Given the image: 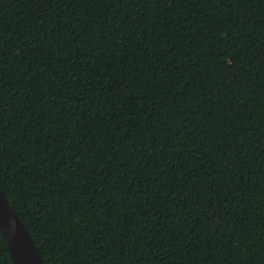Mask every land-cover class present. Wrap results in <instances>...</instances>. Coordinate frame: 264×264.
I'll use <instances>...</instances> for the list:
<instances>
[{
    "label": "trees",
    "instance_id": "1",
    "mask_svg": "<svg viewBox=\"0 0 264 264\" xmlns=\"http://www.w3.org/2000/svg\"><path fill=\"white\" fill-rule=\"evenodd\" d=\"M0 189L44 264H264V0H0Z\"/></svg>",
    "mask_w": 264,
    "mask_h": 264
},
{
    "label": "water",
    "instance_id": "2",
    "mask_svg": "<svg viewBox=\"0 0 264 264\" xmlns=\"http://www.w3.org/2000/svg\"><path fill=\"white\" fill-rule=\"evenodd\" d=\"M0 233L12 264H44L25 226L0 189Z\"/></svg>",
    "mask_w": 264,
    "mask_h": 264
}]
</instances>
